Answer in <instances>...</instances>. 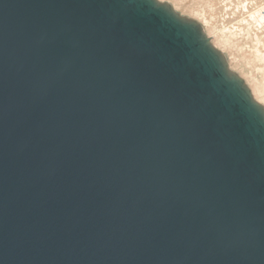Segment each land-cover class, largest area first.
Instances as JSON below:
<instances>
[{
    "label": "water",
    "instance_id": "water-1",
    "mask_svg": "<svg viewBox=\"0 0 264 264\" xmlns=\"http://www.w3.org/2000/svg\"><path fill=\"white\" fill-rule=\"evenodd\" d=\"M0 264H264V106L159 0H0Z\"/></svg>",
    "mask_w": 264,
    "mask_h": 264
},
{
    "label": "bare ground",
    "instance_id": "bare-ground-1",
    "mask_svg": "<svg viewBox=\"0 0 264 264\" xmlns=\"http://www.w3.org/2000/svg\"><path fill=\"white\" fill-rule=\"evenodd\" d=\"M159 1L164 2V0H159ZM175 2L176 3L175 4L173 3L172 6L178 12V8L180 7L179 4H182L183 1L175 0ZM204 5H207L206 6L207 8H209L210 6L212 7V5H209V4H204ZM205 8L203 7L201 8L199 6V7H193L191 10H188L193 15V16H190L189 18H192L198 21L202 25L206 34L210 38L212 44L216 48H218L223 53L226 51V49H229V51H231V55L229 53V55L231 56L230 60L227 59L230 69L244 79V81L250 88L255 100L264 106V42L262 41V37L260 36L264 34H260L258 31L253 30V28H256L255 26H260V27L264 26V13H261L259 10H255L252 14L250 13V16H248L251 20L250 24H248L247 22L245 26L240 25L241 27L240 26L237 27L235 25L228 26V27L225 26L221 30L216 24H214L215 17L212 16L213 13L212 15L208 16ZM182 13L180 14L183 15ZM231 13L233 14V11H231ZM233 15L235 16V14ZM243 37H246L245 40L246 39L250 40V42L252 43V49L250 48L251 51L248 52V54L246 52L247 50L246 51L244 50L245 55L241 57H243L245 60L243 58L242 60H240L233 51H236V52L237 50L242 51L244 47L238 45L240 41H238L237 39L238 38L241 39ZM244 62H245V66L248 68L247 71H245L242 66L243 65L242 63Z\"/></svg>",
    "mask_w": 264,
    "mask_h": 264
},
{
    "label": "rangeland",
    "instance_id": "rangeland-1",
    "mask_svg": "<svg viewBox=\"0 0 264 264\" xmlns=\"http://www.w3.org/2000/svg\"><path fill=\"white\" fill-rule=\"evenodd\" d=\"M182 1H183V3L179 4L180 7L178 8V12H180V13L183 12L182 14L184 16H187V17L193 16L190 13V11H188V10H191L193 7H199L200 6L201 8L202 7L205 8L207 5H204V4L212 5V7L210 6L209 8H207V7L205 8L206 13L208 16L212 15V13H213L212 16L215 17L214 18V24H216L221 30L225 26H227V27L228 26H234V25L237 27L240 25L245 26V24H247V22H248V24H250L251 20L248 16H250V13L252 14L255 10H259L261 13H264V10H263L264 9L263 8L264 7V5H263L264 0H182ZM228 1H230V2H228ZM164 2L169 3L171 5L173 3L174 4L176 3L175 0H164ZM205 2H207V3H205ZM229 7H231V8H229ZM231 11H233V14H235V16L231 13ZM225 13H226V15H225ZM241 20H242V22H241ZM255 27L256 28H253L254 31H258L260 34H264V26L263 27L255 26ZM260 36L262 37V41L264 42V35H260ZM245 38L246 37H243L241 39L238 38L237 40L240 41V43L238 41L237 42L239 43L238 45L244 47L242 49V51L247 50L246 52L248 54V52L251 51L250 48L252 49V43L250 42L249 39L245 40ZM242 51L241 50H237V52L233 51L238 56V58L240 60H242V58H243L241 56L245 55V51L244 52H242ZM229 53L231 55V51H229V49H226V51L224 52V55L226 56V58L228 60H230V57H231L229 55ZM242 64H243L242 66H243L244 70L247 71L248 68L245 66V62Z\"/></svg>",
    "mask_w": 264,
    "mask_h": 264
}]
</instances>
